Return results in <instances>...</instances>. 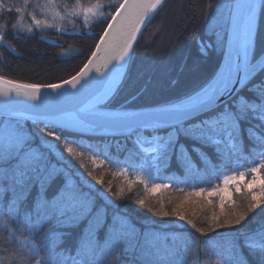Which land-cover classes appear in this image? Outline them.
Instances as JSON below:
<instances>
[{"label": "snow or ice", "instance_id": "obj_1", "mask_svg": "<svg viewBox=\"0 0 264 264\" xmlns=\"http://www.w3.org/2000/svg\"><path fill=\"white\" fill-rule=\"evenodd\" d=\"M163 4L164 0H96L85 7L47 0L44 5L37 2L29 11L30 0L19 4L0 0V18L5 11L17 14L13 29L22 25L25 15L34 22L27 26L28 32L33 27L63 28L67 16L82 18L85 24L98 20L106 25L99 34L75 33L96 37V42L86 62L69 79L38 84L0 76V97L17 98L6 99L0 106V228L9 233L0 240L18 242L29 249L27 256L8 249L11 258L0 256V264H57L61 253L49 239L58 241L66 235L60 229L79 227L85 221L76 256L67 257L72 264H98L101 231L131 241L139 248L143 264H186L187 257L181 256L177 245L183 243L187 253V244L203 237L213 249L221 247L216 242L220 229L229 230L231 235L221 237L226 246L221 251L224 259L218 264H251L250 257L264 264V50L257 53L255 39L257 14L264 10V0H231L217 6L226 8L228 15H221L209 27L215 40L205 47L214 46L221 56L209 78L178 93L173 100L149 102L159 104L157 107L136 112L108 110L127 77L138 33ZM59 7L67 8V16L58 11ZM37 9L45 13L43 19L37 18ZM6 27L0 24V28ZM6 35L0 31V41ZM85 134L124 137L123 145L114 141L118 153L125 152L123 158L119 154L113 157L111 143L105 139L91 140L88 145L97 156L126 165L121 175L140 167L159 178L162 168L174 158L186 176L194 178L193 173L199 170L193 164V153L215 169L214 154L227 168L234 158L243 157L249 145L250 155L258 162L250 170L223 175L220 186L200 187L190 193L206 197L209 205L218 199L219 212L213 211L202 221L206 228L197 227V222L185 214L183 203L166 211L163 206L152 208L141 199L138 205L161 218H174L171 223L182 224L188 235L140 230L119 211L124 189L113 191L87 170L84 152L78 150ZM90 159L95 165V156ZM57 178L59 182L50 193ZM137 180L139 176L129 181V189ZM167 187L170 185L155 183L149 191ZM234 192L244 193L246 203L233 207ZM110 208L116 209L111 215ZM250 213L254 214L251 220ZM257 216L261 217L260 227L250 228ZM46 227L48 231L41 236Z\"/></svg>", "mask_w": 264, "mask_h": 264}, {"label": "trees", "instance_id": "obj_2", "mask_svg": "<svg viewBox=\"0 0 264 264\" xmlns=\"http://www.w3.org/2000/svg\"><path fill=\"white\" fill-rule=\"evenodd\" d=\"M64 1L61 0V2ZM81 1L88 2V0ZM169 1L164 0L163 6L158 8L138 37L127 77L122 81L118 93L111 99L109 106L145 108L173 100L178 93L194 88L209 78L221 60L220 52L214 46L208 47L207 52H202L200 48L201 41L205 40L212 44L215 40L214 34L209 33L208 19L216 9L218 0ZM163 11L168 12L166 13L169 14L166 15L167 19L160 17ZM12 19H5L7 27L0 28V31L8 33L5 41H0V75L23 83H58L75 75L90 56L96 42V37L75 33L95 32L99 34L106 26L96 21L89 25L79 23L75 27L49 28L43 31L36 29L28 32L19 27L13 29L12 24L16 21ZM256 47L258 54L264 50V10L261 11ZM150 101L159 102V104L149 103ZM28 127H32L30 122ZM101 139L111 143L110 151L113 157L117 154L121 158L125 156L123 151L118 153L114 142L119 140L123 145L124 137H91L85 134L83 145L79 146L78 150L84 152V163L88 166L87 170L95 177L103 179L105 186H111L113 191L124 189L125 199L120 202L122 206L119 211L126 213L130 221L140 230L159 231L160 233L175 232L185 237L188 233L182 224H172L171 220L174 219L172 217L156 216L154 212L138 205L137 201L143 199L152 208L163 206L166 211H172L177 204L183 203L185 214L197 222V227L206 228L207 225L202 221L213 211L219 212L218 199L214 198L213 204L209 205L206 197L198 198L190 193L200 187L207 190L212 186H220L223 175H231L233 171L238 173L250 170L258 162L257 157L250 155V145L246 148L243 157L234 158L227 168L209 149V153L213 155L212 163L218 167L213 169L193 153L192 161L199 171L193 173L194 178H188L184 168L173 158L170 165L162 168L158 174L159 181L170 187L153 193L149 191L153 184L143 178L137 180L129 189V181L136 180L137 177L127 173L121 175L120 168L123 164L118 165L111 159L97 156L88 147L91 140ZM128 147H131L130 143ZM93 156H95V165L90 159ZM247 178H251L250 171ZM58 182L59 178L53 181L49 189L50 193ZM243 195L244 193L234 192L235 205L233 207L246 203ZM185 201L187 203H184ZM228 210L229 205L226 204L225 211ZM113 211L116 209H108L109 215ZM253 215V213L249 214L250 220ZM260 219L261 217L257 216L249 227L259 228ZM85 223L86 221L79 227L60 229L59 231L66 235L61 236L58 241L49 239V243H55L56 251L61 253L57 264H72L67 257L76 256L80 233ZM47 231L46 227L41 232V236ZM218 231L220 236L216 237V242L221 247L213 249L203 237H197L194 244L189 242L187 253L183 251L185 246L183 243L177 245L181 250V256L187 257L186 264H218L219 256H223L222 247L226 246V241L221 237L227 238L231 235L229 230L220 229ZM8 235L6 230L0 228V238H7ZM39 242V239L35 240V243L39 244ZM99 243L102 251L98 256V264H143L139 248L133 247L129 240L122 239L118 235L109 237L101 231ZM0 249H4L0 251V256L9 258L12 253L7 251L8 249L17 250L16 255L27 256L29 254V249L18 242L6 244L0 240ZM249 259L251 264H257V258L250 257ZM3 264H8V261ZM32 264H35V261Z\"/></svg>", "mask_w": 264, "mask_h": 264}, {"label": "rangeland", "instance_id": "obj_3", "mask_svg": "<svg viewBox=\"0 0 264 264\" xmlns=\"http://www.w3.org/2000/svg\"><path fill=\"white\" fill-rule=\"evenodd\" d=\"M173 0H170L169 2H171ZM5 3H8V0H4ZM15 2L17 4H19L21 2V0H15ZM39 2L41 5H44L47 0H30V7H29V11L32 10V7ZM59 3L63 4V5H68V6H77V5H84L85 7L95 4L96 0H88V2H82L81 0H65L64 2H61V0H58ZM231 0H218L217 1V6H223L226 5L228 3H230ZM58 11L61 12L62 15L67 16V8L65 7H59ZM162 16H160L161 18H165L167 19L166 14L168 13L167 11H163L162 12ZM227 16L228 15V11L226 8L223 7H216V9L214 10V12L211 14L210 18L208 19V28L210 27V25L213 23V21L218 20L220 18V16ZM45 16V13L40 12L39 9H37V18L43 19ZM14 21H17V14L13 11L12 13H8L7 11H5V13L3 14V17L0 18V24H5V19H11ZM29 19V20H28ZM98 20H90L88 24H85L83 22L82 18H76V17H71V16H67L66 20L63 21V28H67V27H75L77 24L82 23L84 25H89V24H93ZM34 22L31 20L30 16L25 15L22 21V25L19 27L21 30H27V26L29 25H33ZM37 28L33 27V31L36 30ZM49 29V28H46ZM46 29H38V30H46ZM209 33H211V35H213V33L211 31H209ZM162 36V35H161ZM205 45H210L207 41L203 40L200 43V48L201 50H203L204 52H207L208 47H205ZM147 146V145H146ZM127 167L126 165H122L121 166V171H123V168ZM127 174H132L135 177L139 176L140 178L148 179L149 182H151L152 184L158 183V184H166V183H162L159 181V178H157V174L155 172H153L152 174H149V172L143 168L137 167V168H129L128 171L126 172ZM161 190V189H160ZM219 252V251H218ZM220 261L224 259L223 256H219Z\"/></svg>", "mask_w": 264, "mask_h": 264}, {"label": "water", "instance_id": "obj_4", "mask_svg": "<svg viewBox=\"0 0 264 264\" xmlns=\"http://www.w3.org/2000/svg\"><path fill=\"white\" fill-rule=\"evenodd\" d=\"M154 14H155V12L151 14V18H152V16H153ZM260 14H261V11H259L258 14H257V33H256V37H255V39H256V43H257L258 29H259V23H260ZM148 22H149V21H146L145 26L147 25ZM145 26L142 27L141 32L143 31V29H144ZM141 32L138 33V35H137V39H138V37L140 36ZM137 39H136V41H137ZM3 41H5V40H3ZM136 41L134 42L133 49H134V47H135ZM132 54H133V53H132ZM132 54H131V55H132ZM0 76H1V75H0ZM6 78H7V77H6ZM8 79H10V78H8ZM68 79H69V78H68ZM12 80H13V79H12ZM6 99H11V100L15 101L17 98H16L15 96H13V97H11V98L0 97V106H2V105L4 104V102H5ZM19 99H21V100H25V98H19ZM26 103H32V102H31V101H26ZM157 106H159V105H157ZM157 106H151V107H145V108H122V107L120 108V107H110V106H109L108 110H110V111H125V110H126V111H130V112H136V111H143V110H146V109H148V108L157 107ZM86 135H91V134H86Z\"/></svg>", "mask_w": 264, "mask_h": 264}]
</instances>
